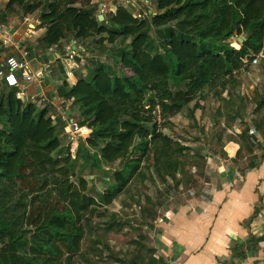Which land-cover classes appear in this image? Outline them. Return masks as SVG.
<instances>
[{
  "label": "trees",
  "instance_id": "trees-1",
  "mask_svg": "<svg viewBox=\"0 0 264 264\" xmlns=\"http://www.w3.org/2000/svg\"><path fill=\"white\" fill-rule=\"evenodd\" d=\"M93 1L5 5L21 18L39 13L44 52L69 38L81 46L93 40L100 52L110 47L117 56L116 69L93 62L85 78L58 87L73 108L65 117L90 130L73 155L67 138L60 140L66 123L54 121L51 99L38 106L23 102L17 88L0 87V264H92L94 218L120 195L164 178L189 194L206 165L163 128L185 110L196 122L209 94L221 98L232 120L234 104L222 96L264 50V0H152L154 15L137 18L118 5L101 22ZM238 37L244 41L237 49L231 40ZM154 254L151 264H163Z\"/></svg>",
  "mask_w": 264,
  "mask_h": 264
},
{
  "label": "crops",
  "instance_id": "crops-1",
  "mask_svg": "<svg viewBox=\"0 0 264 264\" xmlns=\"http://www.w3.org/2000/svg\"><path fill=\"white\" fill-rule=\"evenodd\" d=\"M148 1L147 13L154 15L153 2ZM7 2L0 0V28L4 30L0 33V46L7 37L11 42L2 48V54H18L27 50L34 73L45 71L48 62H52L53 78L44 75L42 82L33 85L22 83L17 88L18 96L23 102H32L35 96L51 99L50 114L54 121L58 120L63 125L59 117L62 113L67 114L66 110L70 115L73 108L69 101L58 96V87L63 80L70 86L74 85L83 78L88 66L69 69L66 51L72 42L69 38L62 40L58 47L42 51L38 47V39L45 30L40 26L39 13L24 18L20 17L18 9L6 13ZM93 4L97 8V16L101 4L107 6L108 12L121 5L118 0H94ZM252 129L255 131V128L247 131L237 126L231 129L224 127L231 135L221 141L219 153L206 160V181L202 192L191 198L189 193L188 199L171 208L159 224L161 234L154 246H159L163 264L264 263V248L260 246L264 238V142L257 137L256 131L250 133ZM244 132L247 135H242ZM87 136L86 130L84 138ZM59 137L61 142H66L64 129Z\"/></svg>",
  "mask_w": 264,
  "mask_h": 264
},
{
  "label": "rangeland",
  "instance_id": "rangeland-1",
  "mask_svg": "<svg viewBox=\"0 0 264 264\" xmlns=\"http://www.w3.org/2000/svg\"><path fill=\"white\" fill-rule=\"evenodd\" d=\"M231 45L237 49L240 47L236 38L231 40ZM83 46L88 52L85 65L90 67L93 62H103L116 69L114 60L117 54L114 48L105 47L104 52H100L93 40H88ZM86 76L87 72L83 78ZM228 97L234 104L233 112L230 113L231 117L235 115L232 120L225 116L221 98L209 94L200 102V108L194 113L196 122L187 117L185 110L171 118L163 132L190 148L189 155L204 165L206 155L219 153L221 141L230 137L231 134L226 132L224 127L231 129L237 126L249 131L256 125L264 134V50L257 65L250 64L246 70L241 71L237 76L236 86L222 96L225 100ZM36 100L40 106L46 103L41 102L38 96ZM192 106L193 103L189 108ZM255 131L257 137L262 138L260 133ZM191 168L187 166V169L196 172L195 168ZM88 174V171L83 174L86 179L94 178ZM205 175V169L199 172L197 184L192 187L194 196L202 192ZM173 187V182L168 178H164L163 182L158 181L155 186L146 183L144 186L132 187L107 207L103 216L96 215V232L87 241L91 247L94 246V249L98 250V256L93 252L89 253L92 264H151L153 253L160 257L159 246H154L161 234L159 222L167 217L171 208L188 199V190H174ZM97 188L101 189L102 184L98 183ZM111 215H114V220ZM93 237L103 244H92L90 239Z\"/></svg>",
  "mask_w": 264,
  "mask_h": 264
},
{
  "label": "built area",
  "instance_id": "built-area-1",
  "mask_svg": "<svg viewBox=\"0 0 264 264\" xmlns=\"http://www.w3.org/2000/svg\"><path fill=\"white\" fill-rule=\"evenodd\" d=\"M121 5H126L129 8L134 9L135 15L137 18H143L146 16L147 8L149 7L148 0H118ZM111 12V11H110ZM109 12L107 10V6L105 4H101L99 7V15H107ZM4 32L2 28H0V33ZM10 38L7 37L2 40L0 46V85L5 84L8 87L19 88L22 83L26 85H33L36 82H42L44 79V75L49 76L51 74V61L48 62L45 71H40L39 73H34L30 68L29 62V52L27 50H22L18 54L11 55H3L1 50L5 49L7 45L10 43ZM67 55V65L69 69L75 70L80 66H84L86 64L88 52L86 51L84 46L76 44L75 41L72 40L71 44L66 49ZM261 54L254 57L251 61V65H257ZM42 74V76L40 75ZM19 97V96H18ZM36 96L32 97V102L35 103ZM39 100V99H38ZM41 102H50V99L45 97H40ZM37 104V100H36ZM65 113L61 114V119L66 123L64 128L65 136L67 138V142L70 144V151L73 155L77 142L79 138H84L85 134L82 132L83 130H87V134L89 136L90 130L84 127H80L76 122L72 119H67ZM85 130V131H86ZM255 132L253 129L250 133ZM87 136V138H88ZM86 139V138H84ZM214 154H207L206 160L213 159ZM191 197H194L195 193L193 190L190 192ZM163 219L160 220L159 223L162 222ZM260 246L264 248V240L260 242ZM264 264V263H263Z\"/></svg>",
  "mask_w": 264,
  "mask_h": 264
},
{
  "label": "water",
  "instance_id": "water-1",
  "mask_svg": "<svg viewBox=\"0 0 264 264\" xmlns=\"http://www.w3.org/2000/svg\"><path fill=\"white\" fill-rule=\"evenodd\" d=\"M98 21H100V22L103 21V16L102 15H98ZM243 41H244V38L243 37H238L237 38V42L239 44H242ZM40 75L42 76V74H40ZM45 81L48 82V79H46Z\"/></svg>",
  "mask_w": 264,
  "mask_h": 264
},
{
  "label": "bare ground",
  "instance_id": "bare-ground-1",
  "mask_svg": "<svg viewBox=\"0 0 264 264\" xmlns=\"http://www.w3.org/2000/svg\"><path fill=\"white\" fill-rule=\"evenodd\" d=\"M82 132H85V130H83Z\"/></svg>",
  "mask_w": 264,
  "mask_h": 264
}]
</instances>
